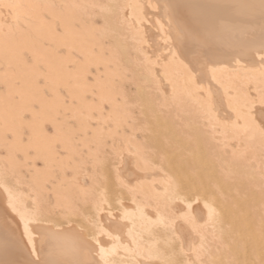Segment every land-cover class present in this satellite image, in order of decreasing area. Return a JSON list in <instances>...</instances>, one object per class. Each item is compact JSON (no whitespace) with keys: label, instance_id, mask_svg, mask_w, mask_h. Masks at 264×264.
<instances>
[{"label":"bare ground","instance_id":"obj_1","mask_svg":"<svg viewBox=\"0 0 264 264\" xmlns=\"http://www.w3.org/2000/svg\"><path fill=\"white\" fill-rule=\"evenodd\" d=\"M165 1L161 9L160 0H5L25 7L19 21L0 9V183L19 202L39 196L45 214L29 243L0 187V264L100 259L85 246L86 217L102 194L97 153L114 146L125 158V184L146 181L135 199L147 217L137 213L139 243L125 233L130 250L117 260L183 259L156 244L167 233L151 221L180 216L191 202L195 222L177 233L185 251L203 242L211 264H264V137L245 120L264 89L262 0ZM138 29L153 45L149 55H166L165 38L178 34L181 49L201 52L194 81L178 63L153 56L145 66ZM125 100L135 126L113 118ZM253 115L257 125L264 120L259 103ZM138 147L150 162L144 172L129 155ZM197 194L199 203L186 199ZM124 199L136 211L126 189Z\"/></svg>","mask_w":264,"mask_h":264},{"label":"snow or ice","instance_id":"obj_2","mask_svg":"<svg viewBox=\"0 0 264 264\" xmlns=\"http://www.w3.org/2000/svg\"><path fill=\"white\" fill-rule=\"evenodd\" d=\"M262 6H264V0H262ZM25 7L22 4L18 3H5V0H0V9L8 8L16 12L15 19L19 21V10ZM129 7H142L141 5H130ZM180 39L178 34L173 38V42L169 43L168 39L165 38V46L168 48L167 54L163 52L159 56H156L155 51H152L149 55V50L153 48V45L148 42V37L145 33L138 29V43L140 45L138 51L142 56V63L151 67L154 63L152 57L155 56V62H159L161 59L167 63H178L182 65L188 72L189 79L194 81L197 64L200 61L201 52L193 51L188 52L184 49H181L180 45L176 43ZM187 61V63H185ZM261 68L259 69L260 78L264 81V55L260 57ZM238 63V61H237ZM216 70L213 69V72ZM47 79L44 76L41 79ZM259 103L261 106V112L264 114V89L261 90L260 95L257 98L253 97L249 102V109L245 115V120L251 125L253 129H258L261 136L264 137V120H261L260 124L257 125L256 117L253 115L255 111V105ZM206 110L211 113L214 108V100L211 97V94L207 98V103L205 105ZM131 106L128 104L127 100L123 101L122 107L117 109L114 114V119L118 124H133L134 125V116L130 110ZM129 155L136 157V167L144 172L147 171V166L150 164L148 158L144 155V151L141 148H137L134 153H129ZM124 156L121 154V151L114 150L112 153L99 152L97 153V167L98 170L102 173L99 177L100 184L102 187V194L97 199L95 203V212L86 217L90 231L87 239L85 240V246L89 247L90 252H95L96 255H99L100 259H91L87 261H75L72 264H144L143 260H129L127 258H122L117 260L116 257L119 255L120 249L129 251L127 245L123 243V238L125 233L127 237H130L129 244L136 243L139 241L135 237V224L137 213L143 219L144 209L141 208L135 199V193L137 187L145 184V180H140L137 177V185L129 187L125 184L124 180L120 178L121 176V166L124 162ZM113 185V187H109ZM0 187L3 188L4 192L8 195V208L11 212L15 213L19 220L23 223L24 234L28 237V242L31 243L33 240L32 236V226L40 224L45 214V209L43 207V202L38 196L35 200H32L31 205L27 203H22L17 200V197L6 184L0 183ZM179 186L177 185V188ZM125 189L132 196V205L136 206V211L129 212L125 207ZM111 193V195H110ZM186 199L190 201H195L199 203V195H194L187 197ZM209 205L206 203L205 207ZM51 212V209L48 210ZM193 204L189 202L187 204L186 210L180 216L169 215L167 217L158 216L155 221H151L154 225L162 226L164 232L167 235L163 236L162 239H157L155 242L157 245H162L165 250L172 249V255L175 256L179 254L183 257L181 260H176L174 258H169L163 261V264H211V262H206L204 260L205 254V245L203 242L200 245L192 246L187 251H185L183 242L179 241L177 235L180 232L181 225L185 224H194L195 218L192 215ZM108 216L107 225L103 221V215ZM132 221L133 226L129 227L126 223H121V221ZM83 231V230H81ZM103 237H107V240H102ZM88 241H91V246L88 245ZM177 241L179 243L177 244ZM111 242V247H105V244ZM32 251L35 253L36 247L33 244ZM159 255V252L156 253ZM28 264H50L48 261H42L39 257L35 260L29 261Z\"/></svg>","mask_w":264,"mask_h":264},{"label":"rangeland","instance_id":"obj_3","mask_svg":"<svg viewBox=\"0 0 264 264\" xmlns=\"http://www.w3.org/2000/svg\"><path fill=\"white\" fill-rule=\"evenodd\" d=\"M160 2H161V5H160V7H161V9L162 8H164V6L166 5V1L165 0H160ZM136 118H138V121H137V123H138V125H140V126H142V127H144V121H143V119L142 118H139V117H137V115H136ZM145 128L147 129L148 127H146L145 126ZM139 135H140V133H139ZM143 136V135H142ZM140 137H141V135H140ZM106 151H107V153L109 152V148L108 149H106ZM153 152H155V155H157V157H159L160 155L158 154L159 152L157 151V149H156V151L154 150V151H152L151 153L153 154ZM158 152V153H157ZM155 160H157V162H158V160H160V157H159V159L158 158H156ZM97 175L100 177V175H101V173H100V171L97 169ZM99 173H100V175H99ZM98 177V178H99ZM100 180V179H99ZM111 195V194H110ZM263 213V212H262ZM263 217H264V213H263ZM76 220V219H75ZM80 221V220H79ZM79 221H74V223L76 224V222H79ZM83 224V223H82ZM84 225V224H83ZM216 247L219 249L220 248V245H217L216 244ZM226 252V251H225ZM233 261V260H232ZM231 260L229 261V264H231V262H232ZM232 264H233V262H232Z\"/></svg>","mask_w":264,"mask_h":264}]
</instances>
